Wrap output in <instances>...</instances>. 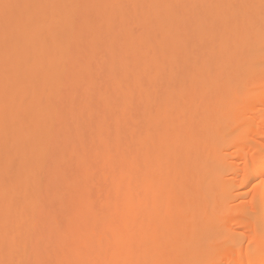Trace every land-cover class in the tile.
<instances>
[{
    "label": "bare ground",
    "instance_id": "6f19581e",
    "mask_svg": "<svg viewBox=\"0 0 264 264\" xmlns=\"http://www.w3.org/2000/svg\"><path fill=\"white\" fill-rule=\"evenodd\" d=\"M0 264H264V0H0Z\"/></svg>",
    "mask_w": 264,
    "mask_h": 264
}]
</instances>
